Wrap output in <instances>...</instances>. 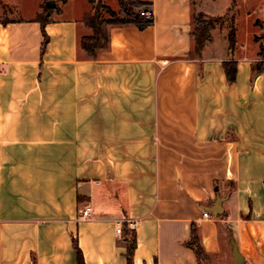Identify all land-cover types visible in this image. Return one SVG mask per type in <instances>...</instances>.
I'll list each match as a JSON object with an SVG mask.
<instances>
[{
    "label": "crops",
    "instance_id": "crops-1",
    "mask_svg": "<svg viewBox=\"0 0 264 264\" xmlns=\"http://www.w3.org/2000/svg\"><path fill=\"white\" fill-rule=\"evenodd\" d=\"M146 1L153 23L109 27L96 58L79 44L91 33L80 0L52 13L43 51L37 13L0 19V264H77L74 239L86 264H127L117 227L128 220L133 264H197L193 223L208 256L228 246L233 257L235 244L242 264H264L255 48L223 19L196 55L194 13L223 12L206 0Z\"/></svg>",
    "mask_w": 264,
    "mask_h": 264
},
{
    "label": "trees",
    "instance_id": "trees-1",
    "mask_svg": "<svg viewBox=\"0 0 264 264\" xmlns=\"http://www.w3.org/2000/svg\"><path fill=\"white\" fill-rule=\"evenodd\" d=\"M119 1V11L121 17H115L112 10L108 8V11L112 18L105 20L101 17L100 11L98 9L94 11H84L81 16L82 22L87 26L91 33L88 35H83L79 39V44L82 50L86 52L92 58H96L100 49L107 47L109 41V27L111 26H122V25H134L138 29H145L147 26L153 23V16L148 17L141 14L142 10L150 9L151 2L146 0H118ZM59 8L49 7L45 15L40 13L36 14V19L41 24V30L43 34V42L41 45V50L45 49L48 41V36L45 32V24L51 20L52 12ZM44 15V16H43ZM223 16H207L203 12L198 11L193 15V31L192 36L194 39L193 51L196 55H200L201 51L210 39L211 30L219 23L223 21ZM6 22V21H5ZM228 42L229 49H233L236 43V36L233 24L230 25L228 32ZM259 55L262 59L258 60L254 64L255 73H260L264 70V46H261ZM223 68L228 81L232 82L236 79L237 74V61L233 59L224 60ZM122 229L125 232L126 229V242L127 251L126 258L127 264H133L132 256L135 248V238L133 233V228H130L126 223L122 225ZM187 245L191 247L196 256L201 259L207 257V253L204 251L197 234L196 226L194 223L191 226V238L187 241ZM73 246L77 253V264H86L82 255L80 248L77 245L76 239L73 240Z\"/></svg>",
    "mask_w": 264,
    "mask_h": 264
},
{
    "label": "rangeland",
    "instance_id": "rangeland-1",
    "mask_svg": "<svg viewBox=\"0 0 264 264\" xmlns=\"http://www.w3.org/2000/svg\"><path fill=\"white\" fill-rule=\"evenodd\" d=\"M64 1L65 0H0V19L29 17L40 12L45 15L49 7L60 8L59 6ZM206 2L208 6H215L219 13L223 12L222 16L225 24L229 23L231 19L234 20L237 30V39L242 42L248 40L250 42V49L255 48V63L262 59L259 52L261 46H264V0H206ZM80 3L84 11H94L98 9L101 17L105 20L112 18L108 8L114 12L115 17L122 16L119 11L118 0H80ZM54 12L55 9L52 13ZM229 248L230 247L227 246L215 255H210L206 258L203 257L199 259L197 264H238L230 255Z\"/></svg>",
    "mask_w": 264,
    "mask_h": 264
},
{
    "label": "water",
    "instance_id": "water-1",
    "mask_svg": "<svg viewBox=\"0 0 264 264\" xmlns=\"http://www.w3.org/2000/svg\"><path fill=\"white\" fill-rule=\"evenodd\" d=\"M222 201H223V197L217 196L215 202L213 205L208 206L209 211L214 214L215 216H218L221 214L223 207H222ZM232 255L236 261V263H241L242 262V256L241 254L238 252L236 245H233V249H232Z\"/></svg>",
    "mask_w": 264,
    "mask_h": 264
},
{
    "label": "built area",
    "instance_id": "built-area-1",
    "mask_svg": "<svg viewBox=\"0 0 264 264\" xmlns=\"http://www.w3.org/2000/svg\"><path fill=\"white\" fill-rule=\"evenodd\" d=\"M141 14H143V15H145V16H148V17H151L153 14H152V11L151 10H142L141 11ZM90 213H91V207L90 206H86L85 208H83L82 210H81V212H80V217L81 218H85V217H88L89 215H90ZM203 217H209L210 215H211V213L210 212H208L207 210H205V211H203ZM127 223H128V226L130 227V228H133L134 227V225H135V221H133V220H128L127 221ZM121 228H122V226L120 225V226H118L117 227V232H121Z\"/></svg>",
    "mask_w": 264,
    "mask_h": 264
}]
</instances>
